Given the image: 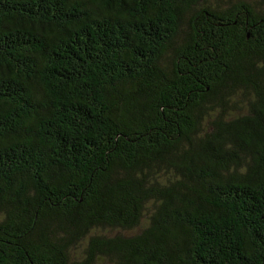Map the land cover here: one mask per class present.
<instances>
[{"label": "trees", "instance_id": "16d2710c", "mask_svg": "<svg viewBox=\"0 0 264 264\" xmlns=\"http://www.w3.org/2000/svg\"><path fill=\"white\" fill-rule=\"evenodd\" d=\"M0 264H264V0H0Z\"/></svg>", "mask_w": 264, "mask_h": 264}]
</instances>
